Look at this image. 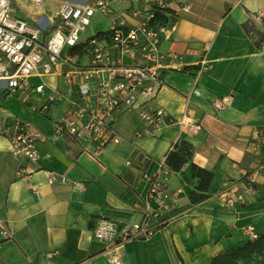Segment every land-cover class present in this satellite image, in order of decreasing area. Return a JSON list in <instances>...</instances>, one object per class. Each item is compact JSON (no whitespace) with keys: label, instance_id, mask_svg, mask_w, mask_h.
<instances>
[{"label":"crops","instance_id":"0c3cea01","mask_svg":"<svg viewBox=\"0 0 264 264\" xmlns=\"http://www.w3.org/2000/svg\"><path fill=\"white\" fill-rule=\"evenodd\" d=\"M64 1L91 0H45L42 5H52L48 11L25 0H20L22 7L12 3L20 15L34 17L55 13ZM171 1L176 7L177 1ZM186 1L190 11L158 14L164 26L160 48L180 54L184 70H167L156 96L144 104L172 118L154 134L145 133L137 109L119 111L114 128L121 141L94 157L71 137L55 133L54 120L70 99H77L60 75L44 77L46 93L57 86L64 95L46 114L37 109L45 95L32 94L24 102L0 89L5 113L31 123L44 136L33 163L13 159L8 140L0 136V218L12 232L8 239L0 237V264H109L104 242L93 235L101 217L118 229L143 221L153 230L121 244V264H208L249 240L247 224L264 233V146L253 152L249 145L252 129H264V0ZM112 5L121 9L128 3ZM106 17L104 29L114 16ZM202 57L209 68L199 69ZM229 92L233 99L225 108L213 106L214 99ZM183 115L199 122L200 130L180 124ZM181 139L188 146L165 173L160 164ZM22 165L27 173L19 172ZM48 171L65 175L67 182L49 184ZM144 173L166 181L172 218L143 217ZM248 173L255 192L235 212L226 210L218 189Z\"/></svg>","mask_w":264,"mask_h":264},{"label":"built area","instance_id":"2783aa9c","mask_svg":"<svg viewBox=\"0 0 264 264\" xmlns=\"http://www.w3.org/2000/svg\"><path fill=\"white\" fill-rule=\"evenodd\" d=\"M45 0H31L41 6ZM120 0H91L60 4L51 15L44 13L34 17L22 16L11 0H0V89L6 96H14L27 102L32 94L45 95L37 108L46 114L50 105L64 99L62 91L54 86L46 93L45 76L60 75L65 85L74 87L77 99L60 117L54 120L56 134H66L82 145L85 152L97 156L109 144H118L120 136L114 128L119 111L138 110L145 123V133L154 134L172 118L161 108L148 109L145 103L154 98L163 84L164 73L169 69L183 71L182 56L160 48L159 33L164 29L158 14L162 10L190 11L186 0H125L121 9L112 3ZM114 16L106 29L92 35L82 33L96 14ZM199 69L209 68L202 57ZM65 67V69H62ZM142 100H141V99ZM233 99V93L214 99L218 109L225 108ZM180 124H188L192 131L201 128L199 122H191L186 115ZM0 136L7 139L10 155L17 161L35 162L38 144L44 140L40 130L19 118H10L0 107ZM253 152L264 146V129L254 127L249 142ZM165 173L168 170L161 162ZM27 173V166L19 167ZM48 183L65 184L66 176L48 171ZM147 182L146 200L141 203L143 217L153 214L167 220L174 216L172 198L166 181L159 175L143 174ZM255 192V180L251 174L218 189L221 205L235 212ZM151 201H156L155 207ZM249 239H256L255 227H245ZM153 230L145 222H133L118 229L115 222L101 217L93 227V235L104 242L103 253L109 264H121L119 248L127 239L146 238ZM10 228L0 218V237L8 239Z\"/></svg>","mask_w":264,"mask_h":264},{"label":"trees","instance_id":"16d2710c","mask_svg":"<svg viewBox=\"0 0 264 264\" xmlns=\"http://www.w3.org/2000/svg\"><path fill=\"white\" fill-rule=\"evenodd\" d=\"M188 146L187 141L179 140L168 153L165 164L172 168ZM208 264H264V241L250 242L236 247L230 252L214 256Z\"/></svg>","mask_w":264,"mask_h":264},{"label":"rangeland","instance_id":"374dc122","mask_svg":"<svg viewBox=\"0 0 264 264\" xmlns=\"http://www.w3.org/2000/svg\"><path fill=\"white\" fill-rule=\"evenodd\" d=\"M13 3H15L16 5L22 7V2H20V0H12ZM25 3H29L31 4V0H25ZM55 3V2H53ZM52 7V5L50 4H45L42 5V8L45 9L46 11H48L50 8ZM107 17L106 16H102L101 14L96 13L90 21V24L86 27V29L84 30V32L82 33L84 36H89L94 34L95 32L104 29L107 26ZM257 232V231H256ZM258 237L256 239H249L250 242H259L260 240L264 241V233H258Z\"/></svg>","mask_w":264,"mask_h":264}]
</instances>
